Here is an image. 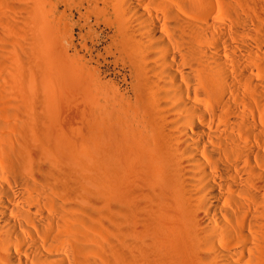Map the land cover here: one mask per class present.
I'll list each match as a JSON object with an SVG mask.
<instances>
[{
  "label": "bare ground",
  "instance_id": "bare-ground-1",
  "mask_svg": "<svg viewBox=\"0 0 264 264\" xmlns=\"http://www.w3.org/2000/svg\"><path fill=\"white\" fill-rule=\"evenodd\" d=\"M76 1L128 88L74 60L75 147L52 30L20 58L0 45V264H264V0Z\"/></svg>",
  "mask_w": 264,
  "mask_h": 264
},
{
  "label": "rangeland",
  "instance_id": "rangeland-1",
  "mask_svg": "<svg viewBox=\"0 0 264 264\" xmlns=\"http://www.w3.org/2000/svg\"><path fill=\"white\" fill-rule=\"evenodd\" d=\"M78 3L75 0H53L50 5L48 0L45 8L48 19L47 22H42L39 17L40 11L44 10L41 0H0V38L6 37L0 40V45L12 49L14 57L10 55V59L20 58L30 45H40V24L52 30L47 39L55 64L56 80L62 86L52 93L53 99L51 94L49 97L55 100L54 108L57 106L60 112L59 131L66 134L75 147L82 144L83 136L87 132L88 83L85 75L75 67L74 60L80 66H85L86 62L96 66V61L100 60L103 63L101 70L105 80L118 83L123 90L128 88L123 80L128 71L122 65L116 64L114 55L107 53L113 29L105 22L96 24L94 18L91 25L87 26L85 18L81 16L84 10L80 9ZM22 70V77L16 74L19 82H25L29 77V72L25 73L28 69ZM30 92L32 91L25 86L19 94L23 99H33L35 95Z\"/></svg>",
  "mask_w": 264,
  "mask_h": 264
}]
</instances>
